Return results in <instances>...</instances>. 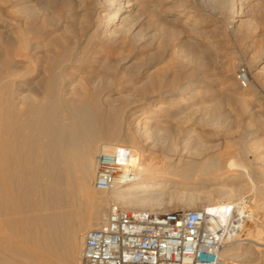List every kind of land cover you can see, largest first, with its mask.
Listing matches in <instances>:
<instances>
[{
	"label": "bare ground",
	"instance_id": "obj_1",
	"mask_svg": "<svg viewBox=\"0 0 264 264\" xmlns=\"http://www.w3.org/2000/svg\"><path fill=\"white\" fill-rule=\"evenodd\" d=\"M199 1L210 9L233 15V23L241 22L244 12L240 0ZM73 2L75 9L83 12L72 15L79 17L76 21L81 25H69L66 15L60 11L56 12V22L49 20L46 25L41 9L24 6L14 40L2 48L4 60L0 61V70L6 67V71L3 77L0 71V211L6 218V224L3 221L6 232L14 235L15 243L10 245V256L0 255V264H77L86 233L98 228L106 218L108 200L110 207L166 213L163 206L177 203L180 197L212 194L217 200H205L202 196L204 202L199 209L222 215L233 208L242 219L240 233L222 251L223 261L251 259L253 251L258 253L264 249V221L253 220L248 224L252 212H245L243 205L251 200L255 204L253 208L264 211V203L255 202L264 201L261 175H248L241 167L237 168L234 159L233 163L225 155L213 153L211 148L201 145L199 138L191 140L192 132L170 130L161 124L159 130L178 139L177 143L169 140L166 144L165 151L169 155L163 161L156 160L150 153L143 154L140 136H130L135 147L122 148L99 142L101 133L107 140H116L119 135L109 126L104 127L107 119L95 102L96 97L108 98L118 92L125 106L134 103L140 106L154 98L152 91L132 102L126 92L132 88L133 81L111 74L116 56L122 50V45H114V41L124 42V38L131 35L133 25L141 19L139 2ZM53 4L54 0H48L46 6ZM97 5L101 10L92 19L88 11L93 12ZM58 27L63 28L61 32ZM14 57L19 59L18 74L12 69ZM198 81L197 77L185 80L184 86L172 88V93L181 89H187V93L195 91ZM191 95L186 102L188 113L193 112L192 108L203 98L199 90ZM164 101L170 100L165 96L157 100L158 103ZM106 106L109 112L113 111L110 99ZM148 116L137 114L136 118ZM144 125L142 137H147L150 133ZM181 138L185 140H182V149L179 147ZM97 146L99 149L119 148V157L130 168L131 176L109 192L93 188ZM243 151L242 147L237 152L242 158ZM245 175L252 184L245 200L231 201L238 190L233 189L232 184ZM226 185L230 188L223 187ZM100 194H106L107 199L99 197ZM189 209L188 206L179 210ZM251 227L254 238L247 231ZM240 234L247 237L241 239Z\"/></svg>",
	"mask_w": 264,
	"mask_h": 264
},
{
	"label": "rangeland",
	"instance_id": "obj_2",
	"mask_svg": "<svg viewBox=\"0 0 264 264\" xmlns=\"http://www.w3.org/2000/svg\"><path fill=\"white\" fill-rule=\"evenodd\" d=\"M137 1L139 6L141 5L138 6L141 19L136 22L137 25H133L131 35L125 37L124 42L113 40L114 45H122V50L114 61L111 70L113 73L111 71L110 73L133 81L132 88L126 92L132 102L141 100L144 94H151L152 91L154 98L146 100L140 106L135 103L125 106L118 92H113L108 98L114 108L112 112H109L106 106L109 99L103 95L96 97L94 100L107 119L104 127L109 126L119 135L116 140H107L101 133L99 142L106 145H118L122 148L135 147L130 142V136H140L139 146L143 154L150 153L149 155L156 160L163 161L164 157L169 155L165 151L166 144L169 140L177 143L178 139L177 137L174 139L169 132L159 130V125H164L170 130L182 129L192 132L191 140L199 138L201 145L211 148L213 153L223 154L231 162L234 159L235 163H233L237 168L241 167L248 175H261V185L264 184V69L260 70L264 67V63H260L264 60V0H240L244 13L240 18L241 22L237 23H233V15L203 6L199 0ZM47 2L48 0H0V61L4 60L2 48H6L9 41L14 40L15 27L21 24L24 6L41 9L44 21H47V23L44 22L46 25L50 23L49 20L56 22L57 11L66 15L69 25L77 27L82 24L76 21L79 17H73L83 14L75 9L73 0H54L53 6L50 7L46 6ZM99 6L95 7V12L88 11L89 17H96L101 10ZM121 7L123 8L124 5ZM71 17L73 18L69 20L68 18ZM185 22H187L186 25ZM58 28L60 32L63 29ZM2 45L6 46L1 47ZM18 60L14 57L12 66L17 74L20 68ZM241 67L248 75V85L245 89H241L236 81L237 70ZM4 70L6 71V67L0 70L1 77L5 74ZM196 77L199 81L195 91L202 92L203 98L192 108L194 111L188 113L189 106L186 102L190 101L191 94L195 91L187 93V89H181V92H178L181 94L177 95L178 93H172V88H182L185 80ZM160 96H165L170 101L158 103ZM137 114H142L143 117L149 116L137 119ZM143 125L148 128L149 137H146V134H144L146 138L142 137ZM182 140L184 138H181L179 144L181 149L182 142L185 141ZM242 147L244 159L240 153H237ZM98 149L99 146L95 150V156ZM182 156L187 157L185 154ZM245 176L232 184V188L234 187L235 190L238 188V190L231 201L241 200L242 202L248 194L252 184L246 179L247 175ZM228 184L230 186L231 183ZM223 187L230 188L227 185ZM202 196L205 200L208 198L210 201L217 200L214 194L208 197L207 195L196 198L180 197L177 203L165 204L163 209L167 212L180 211L188 206L189 210L199 209L204 202ZM99 197L107 199L108 196L100 194ZM255 202L256 204L264 203L262 200ZM107 203L105 216L111 205L109 200ZM254 205L251 200L243 205L245 212H252L251 215L249 214L248 224L253 220L264 221V211L253 208ZM153 212L158 211L153 210ZM5 220L3 212L0 211V255L10 256L12 254L10 245L15 242L14 235L6 232ZM247 231L251 238H254V229L251 227ZM246 237L245 234H240L241 239ZM81 246L82 242L77 264H79ZM258 253L253 251L254 255L251 259L238 261L225 259L224 262L225 264H264V249Z\"/></svg>",
	"mask_w": 264,
	"mask_h": 264
},
{
	"label": "built area",
	"instance_id": "obj_3",
	"mask_svg": "<svg viewBox=\"0 0 264 264\" xmlns=\"http://www.w3.org/2000/svg\"><path fill=\"white\" fill-rule=\"evenodd\" d=\"M236 81L241 89L247 87L244 68L237 70ZM119 151L99 149L96 190L109 192L131 176ZM241 226L233 208L218 215L207 209L159 213L112 205L102 224L86 233L79 264H225L222 251Z\"/></svg>",
	"mask_w": 264,
	"mask_h": 264
}]
</instances>
